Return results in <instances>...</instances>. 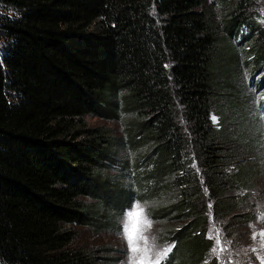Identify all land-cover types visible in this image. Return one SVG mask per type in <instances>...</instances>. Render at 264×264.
Wrapping results in <instances>:
<instances>
[{
    "label": "trees",
    "instance_id": "obj_1",
    "mask_svg": "<svg viewBox=\"0 0 264 264\" xmlns=\"http://www.w3.org/2000/svg\"><path fill=\"white\" fill-rule=\"evenodd\" d=\"M263 1L0 0V264H99L72 228L96 224L91 195L104 226L140 199L168 264H219L210 213L240 252L264 214L244 85L264 75ZM109 165L134 182L116 197Z\"/></svg>",
    "mask_w": 264,
    "mask_h": 264
},
{
    "label": "rangeland",
    "instance_id": "obj_2",
    "mask_svg": "<svg viewBox=\"0 0 264 264\" xmlns=\"http://www.w3.org/2000/svg\"><path fill=\"white\" fill-rule=\"evenodd\" d=\"M264 11V1H263ZM244 80V77H242ZM261 81L256 85L253 84L250 76L245 77V94L251 93L250 96L253 99V103L250 106V110L253 115L256 113L261 118L262 122V134L264 136V118L260 111V103L262 104V98L264 96V75H259ZM256 100V101H255ZM89 124L91 126H103L111 129V132L116 136H123V125H121L116 119H106L103 117L90 116L88 117ZM213 124H219V118L216 114L211 117ZM119 156L123 157L125 153H128L126 147H120ZM129 158H133L129 155ZM105 174L108 176L107 185L109 188L113 186L111 195L116 197V193L119 190H126L130 184L134 183L131 180L130 175L121 169L112 165L105 170ZM105 182H102L101 187H107ZM109 192L107 194H109ZM105 194H103L104 196ZM258 195V191L256 192ZM106 196V195H105ZM86 204L89 206V211L95 217L93 223L91 220L85 224H74L72 228L76 231V244L78 247H84L85 249L93 251L100 258L99 264H129V243L126 241L123 234V227L125 222V214L133 205L138 202L144 212V219L141 222L142 231L137 236V242L134 247L138 250L134 256L136 259L143 262V264H155L162 254H165L169 249L174 248L176 245L175 240L168 244L166 247L159 240V223L154 218L150 217L146 205L143 204L140 199L133 198L131 203L122 210V214L115 217L117 222L115 224L112 220L110 226H104L108 223L107 217L114 214L112 207L108 205L105 210L106 214L99 216L96 212H101L102 209V197L97 195H91L84 197ZM264 201L262 202L263 205ZM259 205V206H262ZM99 207V208H98ZM101 223V225L99 224ZM257 223L261 225V230H256L253 227V232L250 238L247 239L248 244L240 248V252L237 251L232 243V239L225 236V232L222 229L221 222L216 221L209 215V223L206 232V237L212 239L215 243L212 251L218 259L219 264H264V214L258 217ZM249 229V228H248ZM176 248V247H175ZM159 261V260H158Z\"/></svg>",
    "mask_w": 264,
    "mask_h": 264
},
{
    "label": "snow or ice",
    "instance_id": "obj_3",
    "mask_svg": "<svg viewBox=\"0 0 264 264\" xmlns=\"http://www.w3.org/2000/svg\"><path fill=\"white\" fill-rule=\"evenodd\" d=\"M146 219L141 205L136 202L132 209L125 214L123 234L129 243V264H143L142 261L135 258L134 254L138 251L134 245L137 242V236L142 231L141 222ZM170 250V249H169ZM215 251V249H213ZM159 264V261H155Z\"/></svg>",
    "mask_w": 264,
    "mask_h": 264
},
{
    "label": "crops",
    "instance_id": "obj_4",
    "mask_svg": "<svg viewBox=\"0 0 264 264\" xmlns=\"http://www.w3.org/2000/svg\"><path fill=\"white\" fill-rule=\"evenodd\" d=\"M173 251H174V249L171 248L165 254H162L160 256V258L158 259L159 260V264H168L169 261L171 260V255H172ZM217 261H218V259H217Z\"/></svg>",
    "mask_w": 264,
    "mask_h": 264
},
{
    "label": "clouds",
    "instance_id": "obj_5",
    "mask_svg": "<svg viewBox=\"0 0 264 264\" xmlns=\"http://www.w3.org/2000/svg\"><path fill=\"white\" fill-rule=\"evenodd\" d=\"M262 113V112H261Z\"/></svg>",
    "mask_w": 264,
    "mask_h": 264
}]
</instances>
